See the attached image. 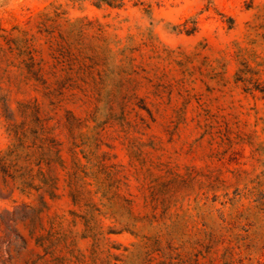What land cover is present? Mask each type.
Returning <instances> with one entry per match:
<instances>
[{
	"label": "rangeland",
	"instance_id": "374dc122",
	"mask_svg": "<svg viewBox=\"0 0 264 264\" xmlns=\"http://www.w3.org/2000/svg\"><path fill=\"white\" fill-rule=\"evenodd\" d=\"M0 264H264V0H0Z\"/></svg>",
	"mask_w": 264,
	"mask_h": 264
},
{
	"label": "trees",
	"instance_id": "16d2710c",
	"mask_svg": "<svg viewBox=\"0 0 264 264\" xmlns=\"http://www.w3.org/2000/svg\"><path fill=\"white\" fill-rule=\"evenodd\" d=\"M17 147H14V150L13 151H16L17 149H16ZM50 148H51V146H49V145H47V146H42V148L40 149V155H41V157H45L46 155H49L48 153L50 152ZM36 152H37V150H36ZM35 152V153H36ZM35 153L33 152V151H30V152H28L27 154H26V156H28V158H31L32 156H34L35 155ZM124 225H125V227L128 225V223L127 222H124L123 223Z\"/></svg>",
	"mask_w": 264,
	"mask_h": 264
}]
</instances>
